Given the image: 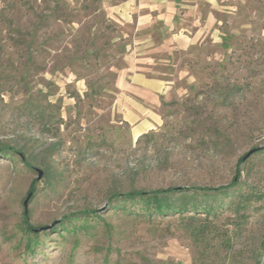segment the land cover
<instances>
[{
	"label": "rangeland",
	"instance_id": "obj_1",
	"mask_svg": "<svg viewBox=\"0 0 264 264\" xmlns=\"http://www.w3.org/2000/svg\"><path fill=\"white\" fill-rule=\"evenodd\" d=\"M220 18L215 37L176 55L177 91L160 125L137 136L117 107L126 39L103 0H0V149L21 150L0 152V264H257L264 0ZM47 166L51 177L40 176ZM238 170L234 203L216 201L200 240L178 214L150 217L143 203L111 198L219 187ZM239 193L252 196L241 209Z\"/></svg>",
	"mask_w": 264,
	"mask_h": 264
},
{
	"label": "crops",
	"instance_id": "obj_2",
	"mask_svg": "<svg viewBox=\"0 0 264 264\" xmlns=\"http://www.w3.org/2000/svg\"><path fill=\"white\" fill-rule=\"evenodd\" d=\"M238 1L103 0L126 39L117 107L137 136L160 125L158 108L177 91L176 55L215 37L220 16L236 9Z\"/></svg>",
	"mask_w": 264,
	"mask_h": 264
},
{
	"label": "trees",
	"instance_id": "obj_3",
	"mask_svg": "<svg viewBox=\"0 0 264 264\" xmlns=\"http://www.w3.org/2000/svg\"><path fill=\"white\" fill-rule=\"evenodd\" d=\"M12 148L13 147L11 145L4 147V149H0V152L8 155V153H10V149ZM15 152L20 153L21 150L15 149ZM243 159L244 158L242 157L238 161L237 166H239V168ZM42 171L48 178L51 177L52 173L48 166L45 167V169H42ZM240 176L241 171L238 170V175L232 179V182L228 183V185H222L214 188L209 186H194L193 188L188 189H182L180 187H170L167 189L156 188V190L132 189L126 193L114 192L112 193L111 198H121L123 199V202L130 201L133 203H143L142 212L150 217L156 215L169 216L171 214H178L180 218L185 221L187 230L192 234V236L200 240L211 231V228H213L214 221L212 220H214V217L218 215V208L223 205L222 203L215 204L216 201L221 196L228 197L229 195L231 196V204L234 203L232 198L236 194V188L240 185ZM32 188L34 189L33 185ZM238 195L243 198L239 202V209H241L246 206V204L243 203L245 198L248 199V197L252 196H249V194L241 195V193ZM263 197L264 196H259V198ZM95 212V210L86 209L81 214L90 216ZM243 216H246V213L243 214ZM260 252L257 264H262L264 259V239L261 242Z\"/></svg>",
	"mask_w": 264,
	"mask_h": 264
},
{
	"label": "water",
	"instance_id": "obj_4",
	"mask_svg": "<svg viewBox=\"0 0 264 264\" xmlns=\"http://www.w3.org/2000/svg\"><path fill=\"white\" fill-rule=\"evenodd\" d=\"M251 153H253V151H251L248 155H250ZM39 172H40V176L43 175V171L41 169H39Z\"/></svg>",
	"mask_w": 264,
	"mask_h": 264
}]
</instances>
